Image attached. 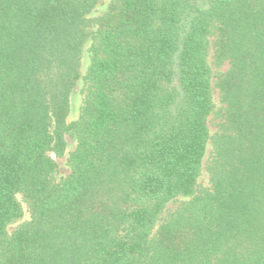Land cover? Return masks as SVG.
I'll list each match as a JSON object with an SVG mask.
<instances>
[{
    "label": "trees",
    "instance_id": "obj_1",
    "mask_svg": "<svg viewBox=\"0 0 264 264\" xmlns=\"http://www.w3.org/2000/svg\"><path fill=\"white\" fill-rule=\"evenodd\" d=\"M105 3L0 0V264H264V0Z\"/></svg>",
    "mask_w": 264,
    "mask_h": 264
},
{
    "label": "rangeland",
    "instance_id": "obj_2",
    "mask_svg": "<svg viewBox=\"0 0 264 264\" xmlns=\"http://www.w3.org/2000/svg\"><path fill=\"white\" fill-rule=\"evenodd\" d=\"M110 2H111V0H106V3L103 6L99 7L96 11H94L89 17L90 18H99V17L104 16L108 11ZM89 48H90V44L86 47V50L83 54L82 72H81L82 78L78 82L77 87L75 88V90L73 91V93L71 95V108H70V113H69L68 118H67L68 123L76 122L79 120L81 110H82V107H83L84 102H85L86 84H85L83 77L87 74V69H88L90 62H91V54H90ZM226 69H227V65H223L221 68L214 69V70H215V72H216V70H217V72H219V71H223ZM214 103L216 105L215 111H218V109L220 108L221 105L219 103L217 91L214 92ZM218 121L219 120L216 117V113H213L210 117V123H209L211 135H213L217 131ZM76 146H77V140L68 135L67 136V148H66V152H65L64 156L57 158L54 153H51V156L54 159H56V162L58 164V169L55 172V174L53 175V177L56 178L57 180H60L61 178L66 177L70 174L71 168H70L68 160H69L70 154L76 149ZM212 158H213V147H212V144L210 142L208 144L206 155L204 157L202 175L199 179V188H201V189L207 188L210 186V180H209V173L207 171V165L212 160ZM17 199L22 206L23 216L20 219H18L17 221H15L9 225V227H8L9 233H12L15 229H17V227H19L24 222L29 221V219H30L28 206L24 200V197L21 194H19V195H17ZM182 201H185V199L179 198V199L174 200L171 203H169L167 208H166V212L163 214V216H166V214H168L169 211L175 210L177 208V206Z\"/></svg>",
    "mask_w": 264,
    "mask_h": 264
}]
</instances>
